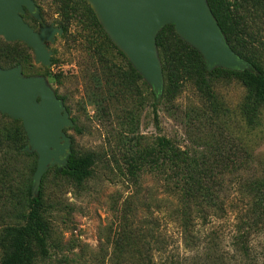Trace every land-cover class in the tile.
Instances as JSON below:
<instances>
[{"label":"rangeland","instance_id":"rangeland-1","mask_svg":"<svg viewBox=\"0 0 264 264\" xmlns=\"http://www.w3.org/2000/svg\"><path fill=\"white\" fill-rule=\"evenodd\" d=\"M34 2L39 18L26 9L22 17L35 30L67 26L54 42H47L51 64L38 63L26 43L0 37V67L20 66L22 78L44 79L70 122L63 128L69 149L39 181L36 151L26 146L18 151L22 143L17 137L14 156L1 148L15 122L0 112V169L4 165L13 170L7 187L0 174V232L23 222L31 189L33 196L43 192L44 218L50 226L48 255L39 256L35 264H264L263 227L249 230L248 258L241 257L233 240L237 226H245L240 218H247L257 195L254 182L264 183V107L249 124L243 115L246 89L228 79L216 80L211 95L188 82L166 104L162 91L145 80L155 96L143 105L146 88L140 84V91L135 87L124 95L122 79L112 69L119 61L97 49V33L88 27L83 8L77 6L66 19L60 0ZM93 94L108 108L107 115L98 112ZM133 115L143 145L165 135L201 161L206 155V166L216 176L227 173L223 182H216L223 187L224 213L208 215L211 208L203 189L199 197L185 202L180 193L168 189L165 170L142 169L135 178L127 174L122 135ZM72 152L96 158L92 175L81 186L59 174ZM12 192L16 197L9 201Z\"/></svg>","mask_w":264,"mask_h":264},{"label":"trees","instance_id":"trees-1","mask_svg":"<svg viewBox=\"0 0 264 264\" xmlns=\"http://www.w3.org/2000/svg\"><path fill=\"white\" fill-rule=\"evenodd\" d=\"M206 1L227 43L249 64V67L242 71L225 68L209 70L202 54L176 33L174 24H167L156 36L164 77L162 102L166 104L176 99L188 82H193L200 91L211 95L216 80H235L246 89L243 115L249 124L253 123L259 110L264 107V0ZM60 2L61 12L66 19L74 15L77 6L85 10L88 27L97 33V41H99L97 49L109 53L114 60L119 61V63L114 62L112 69L122 79L120 88L124 95L129 96L135 87L140 91L141 84L143 89L146 88L141 93L143 105L150 95L155 96L144 77L108 36L96 13L85 0H60ZM62 27L67 31L66 25ZM92 96L98 112L103 111V114L107 115L108 108L104 106L100 97L95 94ZM155 120L159 126L156 110ZM13 121L15 128L4 136L5 141L1 146L8 157L14 156L16 146L13 148L12 145H16V137L22 143L18 151L27 145V135L22 121L14 119ZM137 121V116H128L127 128L122 135L124 147L128 152L127 174L135 178L142 169L152 171L156 169L160 173L165 170L169 175L165 178L168 189L180 193L185 202L187 199L199 197V192L203 189L205 202L211 208L208 215L224 213L225 202L220 195L223 187L221 183L216 186V182H223L227 173L220 172V177L218 174L216 176L213 168L206 166L209 164V160H205L208 158L206 155L203 154L204 159L201 161L199 156L183 150L168 136H158L151 144L143 145L141 139L144 137L136 134ZM10 140L14 143L8 142ZM134 140L136 143L132 142ZM95 164V155H79L72 152L68 157L67 165L59 174L81 186L92 175ZM12 172L13 170L2 166L0 169L2 185L7 187L6 181L12 176ZM252 189L257 195L253 198L247 218H240L247 229L243 231L245 226L239 225L233 236L234 244L239 247L242 258H248L250 254L249 230L264 228V183L254 182ZM15 197L12 192V199L9 198V201H13ZM27 204L28 212L23 222L6 225L0 232V264H35L39 256L48 255L50 226L44 218L43 192L40 191L33 196L29 189Z\"/></svg>","mask_w":264,"mask_h":264},{"label":"water","instance_id":"water-1","mask_svg":"<svg viewBox=\"0 0 264 264\" xmlns=\"http://www.w3.org/2000/svg\"><path fill=\"white\" fill-rule=\"evenodd\" d=\"M85 1L114 44L156 90L163 92L164 87L156 36L167 24H174L176 33L202 54L208 69L242 71L249 67L227 43L206 0ZM25 9L39 18L34 0H0V37L26 43L34 50L37 62L48 66L52 51L47 42H54L64 29L44 25L35 30L22 17ZM0 112L22 121L26 150L36 151L39 156L40 181L69 149L63 128L70 122L61 113L59 100L45 87L43 78H22L20 66L7 70L0 67Z\"/></svg>","mask_w":264,"mask_h":264},{"label":"bare ground","instance_id":"bare-ground-1","mask_svg":"<svg viewBox=\"0 0 264 264\" xmlns=\"http://www.w3.org/2000/svg\"><path fill=\"white\" fill-rule=\"evenodd\" d=\"M91 4H92V6H94V7H95L94 3H92V2H91Z\"/></svg>","mask_w":264,"mask_h":264}]
</instances>
